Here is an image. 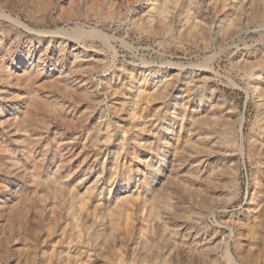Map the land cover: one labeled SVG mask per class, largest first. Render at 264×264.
Instances as JSON below:
<instances>
[{
  "label": "rangeland",
  "instance_id": "1",
  "mask_svg": "<svg viewBox=\"0 0 264 264\" xmlns=\"http://www.w3.org/2000/svg\"><path fill=\"white\" fill-rule=\"evenodd\" d=\"M162 1L0 0V264H264V0Z\"/></svg>",
  "mask_w": 264,
  "mask_h": 264
},
{
  "label": "bare ground",
  "instance_id": "2",
  "mask_svg": "<svg viewBox=\"0 0 264 264\" xmlns=\"http://www.w3.org/2000/svg\"><path fill=\"white\" fill-rule=\"evenodd\" d=\"M169 3H170V0H163L161 2V10L163 12H166L167 11V8H168ZM198 15L199 14H197V16ZM195 122L199 125L198 126L199 127L198 129L199 130H206L207 132L209 130L210 131L214 130V128L211 125L212 123L209 120H207V119H200V120H196ZM206 131L203 132V134L200 133V132H197V131H187V134H186V136H184L182 145L180 147L181 153L179 154V156H177L178 159L177 160L175 159V162H180L182 158L186 157L185 154L188 153L189 151H195L197 154H199L200 151L198 150V147L202 143L201 140H203L205 138V136L207 135V132ZM193 132H195L194 133L195 137L193 136ZM159 170H160V166L159 165H154V167H152V174L153 175H156L159 172ZM225 250H226V248H225ZM227 254H228V252H227ZM228 256L230 257L229 254H228Z\"/></svg>",
  "mask_w": 264,
  "mask_h": 264
}]
</instances>
